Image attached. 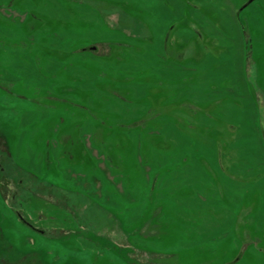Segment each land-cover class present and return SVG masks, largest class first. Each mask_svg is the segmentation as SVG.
<instances>
[{
  "label": "rangeland",
  "instance_id": "rangeland-1",
  "mask_svg": "<svg viewBox=\"0 0 264 264\" xmlns=\"http://www.w3.org/2000/svg\"><path fill=\"white\" fill-rule=\"evenodd\" d=\"M246 1L0 0V264H264Z\"/></svg>",
  "mask_w": 264,
  "mask_h": 264
},
{
  "label": "flooded vegetation",
  "instance_id": "flooded-vegetation-1",
  "mask_svg": "<svg viewBox=\"0 0 264 264\" xmlns=\"http://www.w3.org/2000/svg\"><path fill=\"white\" fill-rule=\"evenodd\" d=\"M2 169L3 168L0 166V170H2ZM17 194H18V190H16L15 192L14 191H12V192L10 191V194L8 193L7 195L10 196L11 199L12 198L15 199V197L17 196ZM0 196H2L5 199L3 191H0ZM18 216H20V214Z\"/></svg>",
  "mask_w": 264,
  "mask_h": 264
},
{
  "label": "crops",
  "instance_id": "crops-1",
  "mask_svg": "<svg viewBox=\"0 0 264 264\" xmlns=\"http://www.w3.org/2000/svg\"><path fill=\"white\" fill-rule=\"evenodd\" d=\"M194 9V11H196V8H193ZM232 15L234 14V15H236L237 13H235L236 12V7L235 6H232ZM237 12H238V10H237ZM189 20H193V18H189ZM177 38H178V40H180V38H182L181 36H177Z\"/></svg>",
  "mask_w": 264,
  "mask_h": 264
},
{
  "label": "water",
  "instance_id": "water-1",
  "mask_svg": "<svg viewBox=\"0 0 264 264\" xmlns=\"http://www.w3.org/2000/svg\"><path fill=\"white\" fill-rule=\"evenodd\" d=\"M252 1H254V0H247V1L245 2V4H243L242 7H241L240 9H242L244 6H246L247 4L251 3Z\"/></svg>",
  "mask_w": 264,
  "mask_h": 264
},
{
  "label": "trees",
  "instance_id": "trees-1",
  "mask_svg": "<svg viewBox=\"0 0 264 264\" xmlns=\"http://www.w3.org/2000/svg\"><path fill=\"white\" fill-rule=\"evenodd\" d=\"M79 53H81V52L79 51ZM5 262H7V261L5 260Z\"/></svg>",
  "mask_w": 264,
  "mask_h": 264
}]
</instances>
